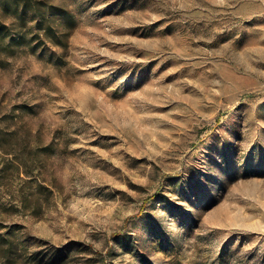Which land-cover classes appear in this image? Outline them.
Listing matches in <instances>:
<instances>
[{
    "label": "rangeland",
    "instance_id": "374dc122",
    "mask_svg": "<svg viewBox=\"0 0 264 264\" xmlns=\"http://www.w3.org/2000/svg\"><path fill=\"white\" fill-rule=\"evenodd\" d=\"M28 1L63 42L1 55L0 264H264V0Z\"/></svg>",
    "mask_w": 264,
    "mask_h": 264
},
{
    "label": "trees",
    "instance_id": "16d2710c",
    "mask_svg": "<svg viewBox=\"0 0 264 264\" xmlns=\"http://www.w3.org/2000/svg\"><path fill=\"white\" fill-rule=\"evenodd\" d=\"M0 5L4 9V12L16 16V18L23 21L24 26L16 31L10 25L3 23L0 20V65L4 66L7 61L1 58L14 57L16 56L19 44L27 43L29 45V51L33 54H38L41 50L38 49L40 44L44 40L43 38L49 39L53 42L62 43L61 37H59L50 25L43 26L46 19V14L40 10L38 4H33L28 0H0ZM30 20L33 21V25L26 27V18L29 12H31ZM50 10V9H49ZM53 15H59L62 11L55 9ZM34 30V31H33ZM29 36L30 38L27 39ZM54 53V52H53ZM55 54V53H54ZM30 135L29 132L26 133ZM0 147L4 149V145L0 143ZM5 150V149H4ZM12 237H8L0 234V255H8L13 248L17 245Z\"/></svg>",
    "mask_w": 264,
    "mask_h": 264
}]
</instances>
